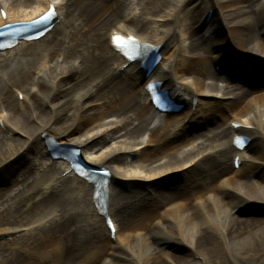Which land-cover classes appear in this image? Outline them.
Listing matches in <instances>:
<instances>
[{
    "label": "bare ground",
    "instance_id": "bare-ground-1",
    "mask_svg": "<svg viewBox=\"0 0 264 264\" xmlns=\"http://www.w3.org/2000/svg\"><path fill=\"white\" fill-rule=\"evenodd\" d=\"M110 1L0 0L6 11L5 17L0 11V23L30 19L50 3L60 17V25H53L41 39L21 41L0 52V110L5 112L0 111V181L16 177L5 172L27 153L35 160L30 165L38 161L45 168L39 176L31 174L32 181L29 176L17 177L0 192V239L11 238L0 248V264H264V219L241 218L234 212L256 201L264 206V93L251 92L256 80L242 68L249 61L257 62L249 53L264 54V0H140L144 6L128 18ZM217 15L226 22L224 38L216 30ZM102 16L90 33L91 58L64 54L44 70L38 52L29 48L49 34L52 39L42 49L50 58L58 49L55 46L70 41L79 28L75 24ZM191 16H199L198 27ZM202 29L207 32L200 34ZM129 30H142L141 39L160 45V65L149 77L110 44L112 32ZM230 46L241 52L234 60L230 54L224 57ZM213 61L230 69V76L222 77ZM262 65L261 61L254 67L264 77ZM73 70L86 81L73 84L70 99L71 94L64 95L45 120L31 124L25 113L43 118L37 100L43 95L53 99L63 88L51 82L45 91L36 90L31 76L41 79L43 74L55 77ZM241 76L247 88L237 83L235 77ZM152 78L163 79L171 95L185 103L180 112L166 114L156 123L155 115L162 114L147 102L145 89ZM137 83L140 89L134 87ZM14 88L29 94L30 105L13 97ZM114 97L122 99L114 119L96 128L100 110L93 104ZM219 117L222 120L213 128H201L203 122ZM8 124L24 131L25 138H10L2 130ZM193 125L200 129L197 134L182 137ZM117 129L122 140L113 144ZM144 133L145 142L153 143L151 148L136 146L144 143L140 140ZM243 133L251 140L240 150L232 143L233 135ZM42 135L77 145L85 161L109 168L108 213L113 212L116 243L95 208L94 186L72 172L62 176L70 168L62 161L57 163L63 169L56 171ZM257 141L263 148L255 146ZM135 152L139 156L131 161L128 157ZM235 155L242 160L239 168L234 165ZM232 173L228 182V178L223 181ZM179 176L186 177L183 183L174 184L173 191L164 190L166 180ZM54 232L60 239L56 244L51 243ZM162 242L183 243L188 249L178 254L164 250ZM51 244L56 246L49 249Z\"/></svg>",
    "mask_w": 264,
    "mask_h": 264
},
{
    "label": "rangeland",
    "instance_id": "rangeland-1",
    "mask_svg": "<svg viewBox=\"0 0 264 264\" xmlns=\"http://www.w3.org/2000/svg\"><path fill=\"white\" fill-rule=\"evenodd\" d=\"M87 1V0H85ZM80 2H84V0H77L76 4H80ZM111 5L115 8V11L118 10V8H120L121 10H123V15H125L127 18L130 17V15L132 14V11L133 10H137V12L140 10L141 7L144 6V4H142V1L140 0H111L110 1ZM104 16L101 17V19L97 20V21H93V20H85L84 23H77L75 25H78L79 28H76L73 30V34L72 36H70L69 40L68 41L67 39L61 41V43H59V46H55L57 47L58 49H56L55 51H53V55L49 57H47V51H45L44 49H42V47L44 46V44L48 43L51 41V35H47L46 37H44L45 41H41V43H36V44H31L29 45L30 47L29 48H32L34 49L35 51H37V59L39 62H41V64H43V68L44 70L47 69L48 66H52L53 64H55L56 62H58V60L60 61L61 57L64 55V54H68L70 57H81V56H85V57H89L91 58L92 56H89V54L91 55V48L92 46H90V33H92L93 31H95V29H97L98 27V23L99 21H101L103 19ZM199 18V16H197ZM196 16H191L190 17V21L193 22V24H195V27H198V25H200V21H197L198 18ZM216 20L215 21V25L217 26V33H219V36L221 38H224L225 36L228 35V29L226 27V22L222 19V17H220L219 15H217V17L214 19ZM196 22L198 24H196ZM263 22H264V19H263ZM60 23V20L56 23L57 25ZM124 22H121L119 24H116V27H119V25H123ZM60 25V24H59ZM115 25V24H114ZM205 30V29H204ZM203 29L199 31L200 34H205L207 31H204ZM131 31V33L137 35V36H140V31L142 30H139V33L137 31H134V30H129ZM212 31V30H211ZM211 33V32H208V34ZM262 35H264V31L261 32ZM69 37V36H68ZM26 46V45H25ZM90 50V51H89ZM42 53V55H41ZM230 53V52H229ZM228 51L227 52H224V57H228L229 55ZM235 55L239 56L241 55V52L240 51H235L234 53ZM252 55V58H254V60H257L254 61V63L250 62V77L251 79H255L256 80V83H254L256 85V87L254 85L250 86V88H252V91L251 92H256L254 93L255 95H259L260 93H264V77L262 75V77L260 76V74L258 75V72H257V64H259V62L262 61V63L264 64V54H261V53H255V52H251L249 53ZM223 59V58H222ZM229 59L231 60H234L233 57H230ZM91 60H96V61H99L98 59H91ZM225 60V59H224ZM216 61V60H215ZM94 62L92 61H89L88 64L90 66H92ZM96 63V62H95ZM213 64H214V67L215 69L218 71V73L223 77H228L230 76V73L232 71H227L225 69H223V67L221 68V65L219 66V68H216V64L215 62L213 61ZM221 64V63H220ZM244 63L243 62H240L238 65L240 67H242ZM256 66V67H254ZM244 70L247 69L246 66H243L242 67ZM92 71V69H91ZM79 72L76 70H73L72 72H64L62 74H57L55 77H50V76H47L45 74L42 75L41 79L39 77L33 79L32 76H31V79H32V82H33V88H35L36 90L38 89H41V90H44L47 89V87L49 86V84L51 82H53L55 84V86L57 85H61L63 88L59 91L58 95H56V97H54L53 99H48L46 98L44 95L42 98L38 99L37 100V105L39 106L40 110L42 111V114H43V118L40 116H36V115H33V117H31L30 115H28V113H25L26 117L29 118L30 120V123L35 125L37 122H41V120H45L44 118V115H47V113L49 111H51L54 106H57L59 105V103L57 102L59 99L63 98L64 95L66 94H71L72 92H74L73 88V84H75L77 82V84L80 86L81 83H82V80H85V79H82V80H79ZM241 75V74H240ZM235 78H238V82H237L239 85H243V88H245L246 86H244V80H243V77H235ZM86 81V80H85ZM220 83H223V81L221 80ZM71 85V86H70ZM54 86V87H55ZM73 86V87H72ZM134 87L136 89H140L142 87V85H140L139 83L135 84ZM247 88V87H246ZM258 90V91H257ZM250 92V95L247 96L249 97V99L253 98L254 97V94L252 93L251 94ZM53 91L50 92V94H52ZM13 94V97L17 100H20V101H23L25 99L26 101V104L27 105H30L28 104L30 102L31 99H29V94H26V93H19L18 92V89L14 88V91L12 92ZM73 94V93H72ZM72 94L71 96L68 97V99H70L72 97ZM96 97H93L92 99L90 100H93L95 99ZM67 99V100H68ZM144 100V97L142 96L141 97V101ZM218 100V99H217ZM105 101V102H103ZM96 103L93 104V106H97L99 107V110L100 112H98V114H96V117L98 118V120H94V124L96 128H100L101 127V123H104V121H110L111 119H114V113L115 110H117L120 105H121V102H122V99L121 98H116L114 97L113 100H106V99H103V100H98V101H95ZM148 102V101H147ZM216 102H221V100L219 99L218 101ZM63 103V101H62ZM61 104V102H60ZM26 109V108H25ZM2 111L1 113L3 115H5V112H3V110H0ZM26 112H27V109H26ZM37 117V118H36ZM163 119L162 116L160 115H155L154 119H153V123H156L157 121ZM216 119V118H215ZM215 119H212V121L208 122V123H204L201 125V128L204 129L205 131L208 130V128H213L218 122H220L222 119L217 118L216 120ZM193 122H195V120L191 121L190 124H193ZM219 124V123H218ZM9 126V129L7 128ZM194 126V125H193ZM191 127V129H188L187 130H184V133L182 134V137L184 136V134H186L187 136L189 135H193V134H197V130L199 131L200 129H196V127ZM7 127H2V130H4V132L8 134V136L12 139H16V138H25V132L24 131H21L19 129H14L13 127H11V125H7ZM117 131V134L119 135H116L115 138H113L111 141H114L113 144H115V142H120L121 137V131H119L118 129L116 130ZM115 131V132H116ZM148 139V134L147 133H144L143 137L140 138V140H143L144 143H138L136 146H138V148H151L153 143L152 142H145V140ZM122 142V141H121ZM195 142V141H194ZM258 142V141H257ZM190 145H187L185 147H189ZM258 148H263V146L261 145L260 142L256 143V145ZM184 147V148H185ZM144 148V149H145ZM138 153L135 152V153H131L130 156L128 157L131 161L135 160L136 157H138ZM162 160L163 159H160L159 161L160 162H163ZM35 161L33 159V157L31 156V153H27L26 155H24V158L20 159L17 161L16 163V166L14 165V169L13 170H8L5 172V174H14L16 176V179H10L8 180L7 182H4V181H0V192L3 191V188L5 187H9L11 185H13L16 181H17V177L20 178L22 176H31V174H36L37 176H39V174H42L45 172V168L41 169V167L37 164V165H34L32 167L34 168H30V163ZM47 162V161H46ZM24 165H27V168L23 167ZM61 166H59V164L57 163L56 164V171L60 170L61 171ZM126 168L129 169V170H132L134 169L135 167H132L130 165H126ZM170 175H172L171 173H169ZM233 174L235 173H232V174H229V177L228 176H225L224 180L226 178L227 179V182L230 180V176H232ZM10 176V175H9ZM185 178L186 177H183V176H179L175 179L173 178H170L168 180H166L163 184L165 185V189L164 190H169V191H173L174 189H172L171 187L175 186L174 184L176 183H183L185 181ZM1 179V178H0ZM3 179V178H2ZM33 177H30L29 180L32 181ZM227 188H229V190H232V191H235L233 187H231L230 185L227 184L226 186ZM144 189L145 191H150V187L147 185H144ZM236 192V191H235ZM254 197H256V193L253 194ZM234 212L236 213V215L240 216L241 218H247V217H252V218H259V219H264V206L262 205L261 202L259 201H256L254 203H250L249 205H246L245 207L243 206H239V208H237V210L235 209ZM113 213V212H112ZM53 237L55 238L54 240H57V241H54L52 240L51 243H57L60 241L59 239V236L57 234V232H54V234H52ZM264 237V236H263ZM11 238L9 237H2L0 239V248L6 246V242L7 241H10ZM112 241L115 242L116 240L114 239V237H112ZM116 243V242H115ZM55 244H51V246H49V249L55 247L56 245ZM161 245L163 246L164 250H167V251H172V252H176L178 254H183V253H186L187 252V246H185V244H175V243H172V242H162ZM48 249V248H47Z\"/></svg>",
    "mask_w": 264,
    "mask_h": 264
},
{
    "label": "snow or ice",
    "instance_id": "snow-or-ice-1",
    "mask_svg": "<svg viewBox=\"0 0 264 264\" xmlns=\"http://www.w3.org/2000/svg\"><path fill=\"white\" fill-rule=\"evenodd\" d=\"M45 18H47V17H45ZM108 223H109V225H111V221L110 220L108 221Z\"/></svg>",
    "mask_w": 264,
    "mask_h": 264
}]
</instances>
